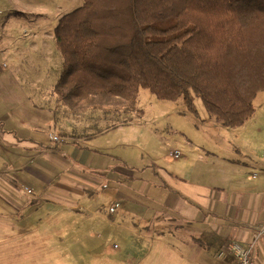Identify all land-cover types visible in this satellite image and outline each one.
Segmentation results:
<instances>
[{
	"label": "crops",
	"instance_id": "crops-1",
	"mask_svg": "<svg viewBox=\"0 0 264 264\" xmlns=\"http://www.w3.org/2000/svg\"><path fill=\"white\" fill-rule=\"evenodd\" d=\"M16 49V56L12 50L8 56L13 68L22 58L24 76L2 78L8 66L0 65V235L6 237L10 229L22 228L25 212L33 203L43 207L50 203L55 211H78V193L84 197L86 193L92 196V190L101 193L113 181L127 183L134 195L139 194L142 185L146 186V176L131 157L115 156L107 141L127 125L112 127L100 115L91 111L76 115L56 102L54 87L62 63L56 47ZM238 128L239 151L264 166L259 157L263 154L264 124L245 123ZM111 161L122 166L119 175L110 174L111 169H120L107 164ZM214 163L206 158L194 170L185 161L186 168H192L187 181L170 174L168 184L160 188L153 182L156 192L169 196L166 209L177 217L165 222V237L172 245L171 254L165 255L169 264H237L232 253L218 257V252L229 242L250 247L254 234L264 227V170L253 176L242 167L234 169L229 173L234 180L226 190L203 181L205 169L212 174ZM193 170L198 182L189 181ZM170 184L182 199L172 193ZM156 202L153 196V204ZM180 229L182 234L177 232ZM160 256L153 255V264ZM251 256L253 264H264V235Z\"/></svg>",
	"mask_w": 264,
	"mask_h": 264
},
{
	"label": "rangeland",
	"instance_id": "rangeland-1",
	"mask_svg": "<svg viewBox=\"0 0 264 264\" xmlns=\"http://www.w3.org/2000/svg\"><path fill=\"white\" fill-rule=\"evenodd\" d=\"M82 5L83 0H0V65L8 66L2 78L20 79L25 74L22 58L13 68L10 50L16 56V47H55L54 31L60 18ZM252 102L255 114L246 123L264 124V91ZM202 103L195 101L194 114L183 99L159 100L141 89L137 110L129 115L131 124L113 132L107 141L115 156L136 161L146 176V186L134 195L127 183L113 181L101 193L92 190L93 195L85 197L78 193V211H55L50 203L44 207L31 204L22 228L10 229L6 237L0 235V264H153L155 254L161 255L157 264H169L165 255L171 254L172 245L165 237V222L177 217L166 209L169 196L156 192L153 182L160 188L168 184L170 174L187 181L192 168H186L185 161L196 170L206 158L215 161L214 171L205 169L203 181L226 190L234 180L229 174L234 169L242 167L253 176L264 170L239 151L241 128L220 126ZM175 151L181 157L171 156ZM260 152L264 159V147ZM119 167L110 174L119 175ZM194 170L189 181L198 182ZM169 188L178 200L183 198L174 184ZM177 232L182 234L181 229Z\"/></svg>",
	"mask_w": 264,
	"mask_h": 264
},
{
	"label": "trees",
	"instance_id": "trees-1",
	"mask_svg": "<svg viewBox=\"0 0 264 264\" xmlns=\"http://www.w3.org/2000/svg\"><path fill=\"white\" fill-rule=\"evenodd\" d=\"M54 36L56 102L112 127L131 122L141 89L194 114L201 99L232 128L264 91V0H83Z\"/></svg>",
	"mask_w": 264,
	"mask_h": 264
},
{
	"label": "built area",
	"instance_id": "built-area-1",
	"mask_svg": "<svg viewBox=\"0 0 264 264\" xmlns=\"http://www.w3.org/2000/svg\"><path fill=\"white\" fill-rule=\"evenodd\" d=\"M53 139L57 142L60 141V139L56 136L53 137ZM171 156L175 158H179L181 157V152L175 151L171 153ZM0 177H1V172H0ZM28 192L31 193L30 191ZM263 235H264V227H262L259 231H257L254 234L253 243L248 248H245L244 246H242L240 243L237 242H229L225 245V249L220 250L218 252V257H223L226 252H230L236 257L237 264H253L252 256H251L253 249L256 247L258 241L261 239Z\"/></svg>",
	"mask_w": 264,
	"mask_h": 264
}]
</instances>
